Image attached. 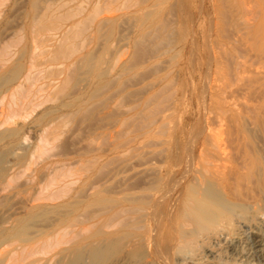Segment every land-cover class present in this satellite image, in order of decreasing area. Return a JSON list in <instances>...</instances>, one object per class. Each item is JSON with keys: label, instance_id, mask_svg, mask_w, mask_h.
Masks as SVG:
<instances>
[{"label": "rangeland", "instance_id": "obj_1", "mask_svg": "<svg viewBox=\"0 0 264 264\" xmlns=\"http://www.w3.org/2000/svg\"><path fill=\"white\" fill-rule=\"evenodd\" d=\"M0 53V224L96 184L168 193L222 134L233 164L250 147L264 165V0H0ZM221 204L262 228L251 203Z\"/></svg>", "mask_w": 264, "mask_h": 264}, {"label": "bare ground", "instance_id": "obj_2", "mask_svg": "<svg viewBox=\"0 0 264 264\" xmlns=\"http://www.w3.org/2000/svg\"><path fill=\"white\" fill-rule=\"evenodd\" d=\"M247 34L253 35V29L248 27ZM4 55L0 53V58ZM215 139H211L212 149L206 143L200 148L199 158L195 147L186 150L185 170L168 193L151 195L137 190L113 195L107 186L94 191L102 186L96 184L98 188L90 187L88 194L56 197L51 217L46 211H34L17 226H6L8 221H4L0 224V264H158L156 257L172 264L170 253L181 251L188 253L190 264H200L202 260L219 261L221 245L242 262L250 258L252 264H264V184L258 187L259 181H254L257 172L264 174L263 162L249 147L240 151L244 158L238 164H242H233L232 152L226 150L230 146ZM185 182L188 189L177 194ZM226 201L251 203L262 228L254 225L250 231L249 218L226 217L220 209ZM217 261L212 264L224 260Z\"/></svg>", "mask_w": 264, "mask_h": 264}]
</instances>
